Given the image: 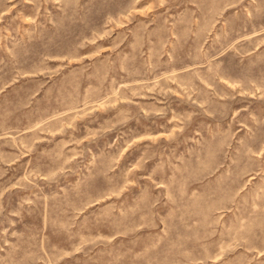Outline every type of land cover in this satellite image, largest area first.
Listing matches in <instances>:
<instances>
[{"label":"rangeland","instance_id":"1","mask_svg":"<svg viewBox=\"0 0 264 264\" xmlns=\"http://www.w3.org/2000/svg\"><path fill=\"white\" fill-rule=\"evenodd\" d=\"M0 264H264V0H0Z\"/></svg>","mask_w":264,"mask_h":264}]
</instances>
